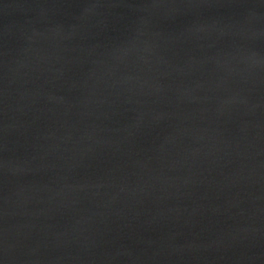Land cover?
I'll return each mask as SVG.
<instances>
[{
  "label": "water",
  "instance_id": "1",
  "mask_svg": "<svg viewBox=\"0 0 264 264\" xmlns=\"http://www.w3.org/2000/svg\"><path fill=\"white\" fill-rule=\"evenodd\" d=\"M0 264H264V0H0Z\"/></svg>",
  "mask_w": 264,
  "mask_h": 264
}]
</instances>
